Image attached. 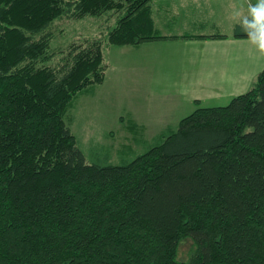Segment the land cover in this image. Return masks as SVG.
<instances>
[{"label":"trees","instance_id":"obj_1","mask_svg":"<svg viewBox=\"0 0 264 264\" xmlns=\"http://www.w3.org/2000/svg\"><path fill=\"white\" fill-rule=\"evenodd\" d=\"M261 5L235 38L264 37ZM106 14L49 65L56 20ZM226 37L164 35L152 0H0V264H264V70L150 140L128 125L136 146L86 154L67 121L104 83L106 45Z\"/></svg>","mask_w":264,"mask_h":264},{"label":"rangeland","instance_id":"obj_2","mask_svg":"<svg viewBox=\"0 0 264 264\" xmlns=\"http://www.w3.org/2000/svg\"><path fill=\"white\" fill-rule=\"evenodd\" d=\"M223 3L228 7L222 18V28L219 30L221 32L227 30L225 23L231 21L230 17L234 20L236 18L235 3L228 4V0H223ZM251 4L256 10H263L261 0H251ZM243 5V0L239 1L238 7ZM115 19V14H106L100 17L56 20L52 28L51 42L55 55L49 65H58L72 43H82L86 39L99 37ZM155 21L165 35L197 32L188 21H183L171 29L164 26L162 19L156 17ZM105 53L110 65L104 83L94 87L93 92L79 95L72 109L73 121L67 120L83 142L86 154H89L93 146L91 140H98L115 148L128 142L136 146L130 138L128 125L133 123L134 128L142 131L143 136L150 140L169 124L177 123L197 107L189 96L193 87L186 88L183 84L192 70L189 63L191 56L179 43L166 40L140 45H106ZM210 55L209 53L208 56ZM228 94L229 92H225L224 99L210 104H227ZM190 245L189 240L182 242L179 260H186Z\"/></svg>","mask_w":264,"mask_h":264},{"label":"crops","instance_id":"obj_3","mask_svg":"<svg viewBox=\"0 0 264 264\" xmlns=\"http://www.w3.org/2000/svg\"><path fill=\"white\" fill-rule=\"evenodd\" d=\"M239 1L242 0H228V4L231 2L236 5L234 10L236 18L234 20L230 17L231 21L225 23L227 30L221 32L219 30L222 28V18L228 7L224 5L223 0H152L155 25L156 17L162 19L164 26L169 29L176 28L183 21H188L197 31L172 35H182L186 32L227 35L226 38H167L149 41L172 40L189 51L192 70L183 84L186 88L193 87L189 96L194 103L195 100H200L203 106H214L215 104L210 103L224 99L225 92H229L227 101H230L232 97L247 92L252 87L257 74L264 70V37L235 38L233 36L235 25L242 18L255 12L251 0H243L245 5L238 7ZM157 28L162 32L161 28Z\"/></svg>","mask_w":264,"mask_h":264}]
</instances>
